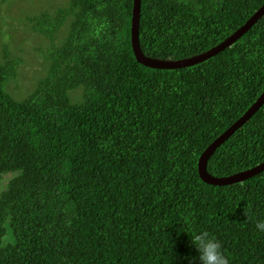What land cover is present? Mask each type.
Segmentation results:
<instances>
[{"label": "trees", "instance_id": "trees-1", "mask_svg": "<svg viewBox=\"0 0 264 264\" xmlns=\"http://www.w3.org/2000/svg\"><path fill=\"white\" fill-rule=\"evenodd\" d=\"M262 3L140 0V49L161 60L196 55ZM68 6L54 20L41 16L45 28L36 31L52 39L71 15L25 96L5 86L17 58L0 64V180L14 173L0 191V264H187L181 257L196 252L186 233L202 231L229 264H264V232L255 229L264 219V169L210 185L196 167L264 90V13L217 54L157 69L133 56L132 0ZM262 161L264 101L214 149L206 171L226 176Z\"/></svg>", "mask_w": 264, "mask_h": 264}, {"label": "rangeland", "instance_id": "rangeland-1", "mask_svg": "<svg viewBox=\"0 0 264 264\" xmlns=\"http://www.w3.org/2000/svg\"><path fill=\"white\" fill-rule=\"evenodd\" d=\"M68 5L69 0H0V64L4 59L14 57L20 62L17 75L6 81L5 86L11 94L25 96L36 85V81L46 74L50 61L48 51L57 48L63 41L71 15H67L56 27L57 33L52 39L39 34L36 28H45L42 15L54 20L59 11L68 9ZM47 23L52 27L55 24L54 21ZM4 45L6 57L2 55ZM80 94L79 90L71 92V101H79ZM13 175L3 174L0 191L5 189L7 180Z\"/></svg>", "mask_w": 264, "mask_h": 264}, {"label": "water", "instance_id": "water-1", "mask_svg": "<svg viewBox=\"0 0 264 264\" xmlns=\"http://www.w3.org/2000/svg\"><path fill=\"white\" fill-rule=\"evenodd\" d=\"M139 10H140V0H132L131 7V17H130V28H129V41L131 50L135 60L150 68L157 69H172L178 67H186L196 63H199L215 54L220 52L226 47H229L238 37L245 33L255 21L262 16L264 13V3L257 8L243 24H241L236 30H234L230 35L223 39L218 44L212 46L211 48L198 53L193 56H189L182 59L176 60H161L152 57L145 56L139 46L138 41V21H139ZM264 101V90L259 94L256 100L245 110V112L236 119L227 129H225L220 135L213 139L200 153L196 167L198 177L205 183L210 185H227L231 183L240 182L251 175L264 169V161L250 167L248 169L238 171L236 173L226 175V176H213L206 171V162L214 149L226 138L228 137L235 128L241 125L250 115H252L255 110Z\"/></svg>", "mask_w": 264, "mask_h": 264}, {"label": "clouds", "instance_id": "clouds-1", "mask_svg": "<svg viewBox=\"0 0 264 264\" xmlns=\"http://www.w3.org/2000/svg\"><path fill=\"white\" fill-rule=\"evenodd\" d=\"M257 232H264V219L255 223ZM184 232V231H183ZM186 233V232H184ZM189 237L187 246L193 248L195 256H183L187 264H229V261L221 249L220 243L208 232L186 233Z\"/></svg>", "mask_w": 264, "mask_h": 264}]
</instances>
